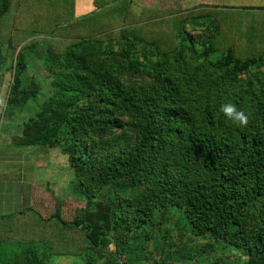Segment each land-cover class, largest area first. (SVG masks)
Segmentation results:
<instances>
[{
	"label": "trees",
	"instance_id": "trees-1",
	"mask_svg": "<svg viewBox=\"0 0 264 264\" xmlns=\"http://www.w3.org/2000/svg\"><path fill=\"white\" fill-rule=\"evenodd\" d=\"M92 6L75 17L69 0H0V86L4 73L11 74L2 115L38 93L23 75L28 56L40 59L50 91L16 144L57 147L72 172L70 187L86 199L69 220L42 217L28 206L24 186L20 211L0 216V247L26 250L23 264L42 262L37 248L44 258L92 251L101 264H125L115 242L131 227L152 223L156 212L174 209L194 235L240 251L239 264H264V72L213 70L183 58L201 51L215 61L221 54L231 63L260 61L264 10L142 8L136 15L127 1L105 6L93 0ZM201 20L208 35L197 43L185 29ZM136 46L157 60L146 66L143 52L125 70L122 59ZM16 49L14 63L6 65ZM89 50L108 55L89 60ZM138 74L146 78L141 84L126 83ZM227 103L249 116L246 127L223 115ZM96 194L103 200L94 201ZM51 196L58 210L61 200ZM110 230L116 238L108 237Z\"/></svg>",
	"mask_w": 264,
	"mask_h": 264
},
{
	"label": "rangeland",
	"instance_id": "rangeland-1",
	"mask_svg": "<svg viewBox=\"0 0 264 264\" xmlns=\"http://www.w3.org/2000/svg\"><path fill=\"white\" fill-rule=\"evenodd\" d=\"M76 4H91L89 0H69ZM93 1V0H92ZM97 4L111 5V0H96ZM199 25V24H198ZM187 26L185 29L190 32L199 41H204L208 35L207 30H202V26ZM212 30V29H211ZM112 51L120 55L118 47L115 44H111ZM106 50V49H104ZM103 50H89L87 58L89 60H96L108 55ZM100 54L99 56L95 55ZM146 52L145 65L151 64L157 57L151 55L147 47L136 46L133 51L130 52L127 61L122 59V62L126 63L125 70H129L131 63H135L136 56L137 61H141V53ZM200 52V53H199ZM197 51L196 56L191 57V52H185L183 58L189 61H195V63H204L209 69L217 70L218 66H224L226 71H244L248 69L250 73L255 71L264 72V55L260 61L244 62V63H231L227 55L221 54L222 57L219 61H215L211 55H207L201 51ZM17 49L12 53L6 55V65L13 64L16 59ZM199 56V57H198ZM201 56V57H200ZM203 56V58H202ZM106 60H109L108 57ZM27 68L26 73L23 75V80H29L35 84L38 88V93L34 98L29 99L25 105L21 107L18 112L11 118L5 113L0 120V161L2 162L5 156L11 157L16 153L24 154L25 156H33L37 160L33 162L25 163V169L31 171L30 174L42 182L44 189H40L38 197L33 201V210H35L42 217H47L52 214H57L59 218L63 220L71 219L73 210L75 207H83L86 199L85 197L70 187V181L72 180V172L67 166V157L60 153L59 149L47 148L43 146H33L28 148H17L10 143V138L19 135L21 124L29 117L33 116L37 111L39 105L44 101L50 91V78L41 66V60L33 56H28L26 59ZM171 62L172 59L170 58ZM143 67H146V66ZM113 73L118 78H125V70L120 67L116 68V65H111ZM132 74V73H131ZM10 72H5L3 75L2 85L0 86V111L4 96L6 93L7 83L11 80ZM142 76L134 75L125 79L126 83L133 82L138 85L141 84ZM125 119V118H124ZM64 135V130L60 133ZM7 164H15V160L4 159ZM21 165L24 163L21 161ZM43 185L40 188H43ZM57 197L61 200V204L56 210L54 206V200L52 198ZM94 201L99 202L102 199L100 194H96L93 198ZM84 214L88 213L86 209H83ZM110 239L116 238V232L110 230L108 232ZM118 246L115 255L122 263L125 264H239L245 257L243 254L233 248L230 245H226L220 241L212 240L205 235H194L190 232L187 221L183 215L174 209H165L156 212V216L152 223L143 225H135L131 227L128 232H125L121 236V242H115ZM114 244V245H115ZM112 243L108 246L110 251H115ZM28 254L26 250H20L14 246H2L0 247V256L2 258V264H23L25 256ZM36 254L41 258L40 264H101V259L92 252L89 251L85 256L79 257L76 255H58L53 257L44 258L42 249L37 248Z\"/></svg>",
	"mask_w": 264,
	"mask_h": 264
},
{
	"label": "crops",
	"instance_id": "crops-1",
	"mask_svg": "<svg viewBox=\"0 0 264 264\" xmlns=\"http://www.w3.org/2000/svg\"><path fill=\"white\" fill-rule=\"evenodd\" d=\"M89 1H91V4L88 3V6L87 3L74 5L75 17L83 16L93 10L92 0ZM122 1H127L130 4L132 12L136 15L140 13L142 8L155 9L167 13L186 12L194 8H210L217 11L226 10L232 13L241 12L245 14L264 10V0H111V4ZM199 22L200 24L198 25L197 23V25L202 26V28L208 25L206 20H201ZM189 25L186 24V26ZM4 104L5 96L0 111V120L1 117L4 116L2 115ZM15 112L18 111H14L12 115L7 118H11ZM23 123L21 124L19 135L11 137L10 143L18 149L39 146H21L16 144L17 139H19L21 135ZM12 158L17 161L15 164H7L4 162V159L7 160ZM4 159L2 162L0 161V216H9L20 211L23 198L22 189H24V186L29 187L28 206L31 207H33V201L38 197L41 191L40 189H44L45 187L42 182H39L30 174L31 171H29V169H25V163L33 162L37 160V158L16 153L15 155L12 154L11 157L7 155ZM21 161L24 163L23 166L21 165ZM41 185H43V188H40Z\"/></svg>",
	"mask_w": 264,
	"mask_h": 264
},
{
	"label": "clouds",
	"instance_id": "clouds-1",
	"mask_svg": "<svg viewBox=\"0 0 264 264\" xmlns=\"http://www.w3.org/2000/svg\"><path fill=\"white\" fill-rule=\"evenodd\" d=\"M220 111L223 115L238 127H246L249 123V116L244 110L237 107V105L232 103L222 104Z\"/></svg>",
	"mask_w": 264,
	"mask_h": 264
}]
</instances>
